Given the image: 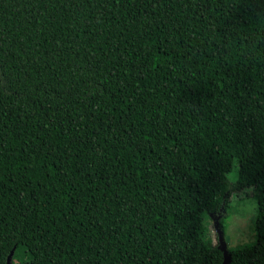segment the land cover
<instances>
[{
	"label": "trees",
	"instance_id": "trees-1",
	"mask_svg": "<svg viewBox=\"0 0 264 264\" xmlns=\"http://www.w3.org/2000/svg\"><path fill=\"white\" fill-rule=\"evenodd\" d=\"M246 188L228 264H264V0H0V264H222Z\"/></svg>",
	"mask_w": 264,
	"mask_h": 264
},
{
	"label": "rangeland",
	"instance_id": "rangeland-1",
	"mask_svg": "<svg viewBox=\"0 0 264 264\" xmlns=\"http://www.w3.org/2000/svg\"><path fill=\"white\" fill-rule=\"evenodd\" d=\"M237 175L236 166L228 174L231 181ZM231 211L228 226L225 229L224 241L228 249L252 242L254 240V222L256 215V201L251 188H246L231 195ZM206 232L212 243H218L217 231L214 218H207L205 221ZM12 264H18L17 260L11 259Z\"/></svg>",
	"mask_w": 264,
	"mask_h": 264
},
{
	"label": "water",
	"instance_id": "water-1",
	"mask_svg": "<svg viewBox=\"0 0 264 264\" xmlns=\"http://www.w3.org/2000/svg\"><path fill=\"white\" fill-rule=\"evenodd\" d=\"M214 220H215V228L218 234L217 235L218 249L223 253V263L222 264H228L230 261V256L228 253L226 242L224 241V234L219 228V217H215ZM12 254H13V251H11L10 254L8 255L6 259V264H12L11 263Z\"/></svg>",
	"mask_w": 264,
	"mask_h": 264
}]
</instances>
